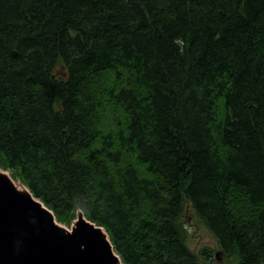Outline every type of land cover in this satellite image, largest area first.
<instances>
[{
	"label": "trees",
	"instance_id": "obj_1",
	"mask_svg": "<svg viewBox=\"0 0 264 264\" xmlns=\"http://www.w3.org/2000/svg\"><path fill=\"white\" fill-rule=\"evenodd\" d=\"M0 168L122 264H210L188 209L264 264V0H0Z\"/></svg>",
	"mask_w": 264,
	"mask_h": 264
},
{
	"label": "water",
	"instance_id": "obj_2",
	"mask_svg": "<svg viewBox=\"0 0 264 264\" xmlns=\"http://www.w3.org/2000/svg\"><path fill=\"white\" fill-rule=\"evenodd\" d=\"M71 232L0 172V264H122L101 227L79 213Z\"/></svg>",
	"mask_w": 264,
	"mask_h": 264
},
{
	"label": "rangeland",
	"instance_id": "obj_3",
	"mask_svg": "<svg viewBox=\"0 0 264 264\" xmlns=\"http://www.w3.org/2000/svg\"><path fill=\"white\" fill-rule=\"evenodd\" d=\"M51 75L55 79L64 78L65 69L63 68L62 65L57 64L54 69V72H51ZM0 172H5L6 174L10 176L9 172L3 171L1 168H0ZM11 179L18 186H21L22 188L25 187L22 182L16 179H13L12 177ZM72 223L67 226L68 228L65 226L63 227L69 230L70 227L72 226ZM184 225L187 231V244L193 253L196 254L200 252L201 250L207 249L211 253L210 259L212 258V261L210 264H235V261L233 259H227L221 254L216 255L217 253H219V248H218L216 241L214 240L210 232L198 221V219L192 216V212L189 209L186 212V219H185Z\"/></svg>",
	"mask_w": 264,
	"mask_h": 264
},
{
	"label": "bare ground",
	"instance_id": "obj_4",
	"mask_svg": "<svg viewBox=\"0 0 264 264\" xmlns=\"http://www.w3.org/2000/svg\"><path fill=\"white\" fill-rule=\"evenodd\" d=\"M14 185H15L18 189H20V190H24V188H22L21 186H18V185L15 184V183H14Z\"/></svg>",
	"mask_w": 264,
	"mask_h": 264
}]
</instances>
